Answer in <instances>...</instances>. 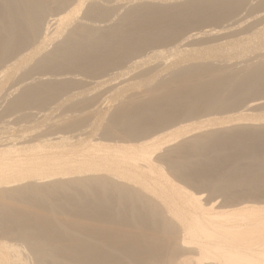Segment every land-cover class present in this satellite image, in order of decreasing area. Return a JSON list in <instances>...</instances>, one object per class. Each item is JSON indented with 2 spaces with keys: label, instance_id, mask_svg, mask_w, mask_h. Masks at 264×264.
<instances>
[{
  "label": "bare ground",
  "instance_id": "bare-ground-1",
  "mask_svg": "<svg viewBox=\"0 0 264 264\" xmlns=\"http://www.w3.org/2000/svg\"><path fill=\"white\" fill-rule=\"evenodd\" d=\"M0 264H264V0H0Z\"/></svg>",
  "mask_w": 264,
  "mask_h": 264
}]
</instances>
